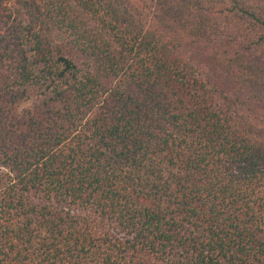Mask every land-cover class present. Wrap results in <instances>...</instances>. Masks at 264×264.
Returning <instances> with one entry per match:
<instances>
[{"label":"trees","instance_id":"16d2710c","mask_svg":"<svg viewBox=\"0 0 264 264\" xmlns=\"http://www.w3.org/2000/svg\"><path fill=\"white\" fill-rule=\"evenodd\" d=\"M0 264H264V0H0Z\"/></svg>","mask_w":264,"mask_h":264},{"label":"rangeland","instance_id":"374dc122","mask_svg":"<svg viewBox=\"0 0 264 264\" xmlns=\"http://www.w3.org/2000/svg\"><path fill=\"white\" fill-rule=\"evenodd\" d=\"M34 101L33 100H27L23 103V108L33 107Z\"/></svg>","mask_w":264,"mask_h":264}]
</instances>
